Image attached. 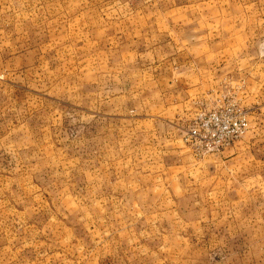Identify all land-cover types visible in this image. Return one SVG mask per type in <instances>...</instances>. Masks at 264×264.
<instances>
[{"label": "rangeland", "instance_id": "374dc122", "mask_svg": "<svg viewBox=\"0 0 264 264\" xmlns=\"http://www.w3.org/2000/svg\"><path fill=\"white\" fill-rule=\"evenodd\" d=\"M0 264H264V0H0Z\"/></svg>", "mask_w": 264, "mask_h": 264}, {"label": "built area", "instance_id": "2783aa9c", "mask_svg": "<svg viewBox=\"0 0 264 264\" xmlns=\"http://www.w3.org/2000/svg\"><path fill=\"white\" fill-rule=\"evenodd\" d=\"M246 127L244 116L217 109L209 114H202L196 125L190 128L189 134L192 138L200 139L205 151H215L243 134Z\"/></svg>", "mask_w": 264, "mask_h": 264}]
</instances>
